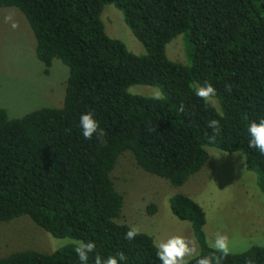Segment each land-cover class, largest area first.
<instances>
[{"label": "trees", "instance_id": "obj_1", "mask_svg": "<svg viewBox=\"0 0 264 264\" xmlns=\"http://www.w3.org/2000/svg\"><path fill=\"white\" fill-rule=\"evenodd\" d=\"M106 4L121 12L142 54L105 34L99 15ZM0 7L24 16L43 74L53 59L67 68L59 106L13 118L0 108V222L26 216L51 237L78 242L50 252H12L0 264H80L74 247L82 241L96 244L88 264L96 254L121 252V264H161L150 236L140 232L129 241V227L114 221L122 196L109 173L123 152L174 186L204 165L206 147L240 152L264 196V156L249 148L247 131L264 118V0H0ZM177 35L186 63L165 54ZM205 83L216 89L215 104L195 95ZM132 85L156 87L162 99L131 94ZM89 112L102 139L82 135L79 117ZM213 119L220 125L216 134L208 127ZM168 208L188 224L198 246L188 264L213 254L201 207L178 193ZM248 259L264 264V245L231 253L222 264Z\"/></svg>", "mask_w": 264, "mask_h": 264}, {"label": "rangeland", "instance_id": "obj_2", "mask_svg": "<svg viewBox=\"0 0 264 264\" xmlns=\"http://www.w3.org/2000/svg\"><path fill=\"white\" fill-rule=\"evenodd\" d=\"M9 14L13 21L6 22ZM99 19L108 37L120 40L135 55L143 53L141 44L113 5H104ZM12 22L16 23L15 28ZM34 45L22 13L14 7H0V108L8 118L61 103L67 68L53 59L49 72L43 74ZM165 54L172 61L186 63L180 35L165 45ZM157 90L148 85H132L127 89L131 94L150 97ZM210 102L215 104L211 99ZM205 150L208 158L204 165L179 186L137 168L129 152L120 154L109 173L115 191L122 196L120 213L114 221L128 227L137 226L154 244L173 235L195 242L188 224L176 219L168 208V198L180 193L203 210L202 229L208 246L217 232L228 236L231 253L251 245H264V196L257 190L255 175L244 169L240 152L226 153L214 147ZM150 205L154 210L148 213ZM71 242L78 243L69 238L51 237L26 216L0 222V257L21 250L50 252ZM195 246L197 253L196 242Z\"/></svg>", "mask_w": 264, "mask_h": 264}, {"label": "clouds", "instance_id": "obj_3", "mask_svg": "<svg viewBox=\"0 0 264 264\" xmlns=\"http://www.w3.org/2000/svg\"><path fill=\"white\" fill-rule=\"evenodd\" d=\"M5 21H13L12 15H7ZM11 26L15 28L17 25L15 22H12ZM195 95L201 100L208 102L215 97L216 89L211 83H205L195 89ZM153 98L156 100L162 99L160 91H155ZM179 110L181 112L184 110L183 105L180 106ZM79 124L85 139H91L93 134H97L101 139L103 138L104 132L100 129L99 123L92 113H82L79 117ZM208 127L212 129L214 134L218 133L220 129L219 121L215 119L209 121ZM247 131L250 137L248 141L249 148L257 150L259 154L264 156V118L258 122L252 121L249 123ZM139 234L140 229L137 226H130L125 232V239L129 241L134 240ZM210 246L214 249V253L208 256H199L196 258L195 264H222L223 260L231 254L229 238L222 232L215 234V238ZM155 248L156 255L161 264H188L186 258L193 257L196 254L195 242L188 240L182 235H173L167 239L158 240ZM74 251L80 264H88L90 254L96 252V244L94 241H82L74 247ZM124 260L125 256L122 252L107 257L96 254L94 264H121ZM245 264H254V261L248 259Z\"/></svg>", "mask_w": 264, "mask_h": 264}]
</instances>
